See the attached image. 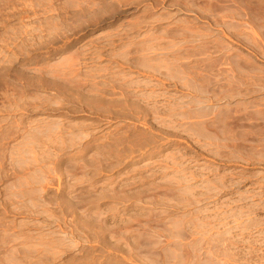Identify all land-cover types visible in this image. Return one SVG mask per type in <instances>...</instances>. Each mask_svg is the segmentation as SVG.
<instances>
[{"label": "rangeland", "instance_id": "obj_1", "mask_svg": "<svg viewBox=\"0 0 264 264\" xmlns=\"http://www.w3.org/2000/svg\"><path fill=\"white\" fill-rule=\"evenodd\" d=\"M0 264H264V0H0Z\"/></svg>", "mask_w": 264, "mask_h": 264}, {"label": "crops", "instance_id": "obj_2", "mask_svg": "<svg viewBox=\"0 0 264 264\" xmlns=\"http://www.w3.org/2000/svg\"><path fill=\"white\" fill-rule=\"evenodd\" d=\"M243 64H246V62H244Z\"/></svg>", "mask_w": 264, "mask_h": 264}]
</instances>
